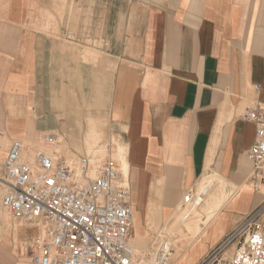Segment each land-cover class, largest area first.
I'll list each match as a JSON object with an SVG mask.
<instances>
[{
  "label": "crops",
  "instance_id": "crops-1",
  "mask_svg": "<svg viewBox=\"0 0 264 264\" xmlns=\"http://www.w3.org/2000/svg\"><path fill=\"white\" fill-rule=\"evenodd\" d=\"M254 107L264 0H0L1 141L51 132L72 157L114 137L133 239L147 248L164 231L185 250L178 264H197L264 203L245 157ZM35 233L12 229L0 264H31L15 239Z\"/></svg>",
  "mask_w": 264,
  "mask_h": 264
},
{
  "label": "built area",
  "instance_id": "built-area-1",
  "mask_svg": "<svg viewBox=\"0 0 264 264\" xmlns=\"http://www.w3.org/2000/svg\"><path fill=\"white\" fill-rule=\"evenodd\" d=\"M242 118L255 132L245 153L251 165L248 181L262 194L264 107H254ZM55 137L44 133L43 145L54 147ZM22 154V141L12 140L1 163L6 186L1 208L19 227L36 232L20 245L19 257L31 264H172L170 248L159 237L150 240L147 253L134 252L128 177L112 160L84 155L67 161L55 151H38L25 163ZM263 214L264 203L197 264H264ZM232 247L231 256L226 255Z\"/></svg>",
  "mask_w": 264,
  "mask_h": 264
},
{
  "label": "bare ground",
  "instance_id": "bare-ground-1",
  "mask_svg": "<svg viewBox=\"0 0 264 264\" xmlns=\"http://www.w3.org/2000/svg\"><path fill=\"white\" fill-rule=\"evenodd\" d=\"M40 143L42 144V141H40ZM47 147L48 146H44L43 148L39 149V148H37L35 146L34 147L30 146V144H27V146H23L22 161H24L25 163L32 162L33 159H34V156L36 155V153L38 151H43V152H45V154L50 155L51 151H55V149H58V148L60 149L61 146L59 144V145H57V147L55 149H54V147H52V148H47ZM96 147H98V146H96ZM96 147L90 148L88 150V154L90 155L92 160L99 161V160H101L103 158L104 152H102L101 148L98 149ZM125 150L126 149H125L124 145H122L121 143H117V145L114 148V160L118 163V166L120 167V170H121L122 174L125 177H127L126 175H127V171H128V166H127V162H126V159H125ZM60 152H62V151H60V150L57 151V153H59V155L63 159H65L67 161H72V160L74 161L75 160V156L74 155H73V157H67V156H64L63 154H61ZM5 189H6V186H5L4 182L2 181V179L0 178V200H1V196L4 193ZM262 192H264V189L262 190ZM1 209L2 208H1V205H0V210ZM1 211H0V219H2V217H6V215H2ZM132 223H133V221H132ZM161 240H162V242H165L167 244V246L170 248L169 249L170 252H171L170 253V262L172 264L179 263L180 260H181V257H177V254H176L177 250L178 249L180 250L177 241L176 240H169L168 238H165V237H162ZM144 245H145L144 239L135 238L134 241H132V248H133L134 252H138L140 254L147 253L149 251V247L144 248L145 251L143 253H141L139 251ZM233 250H234V247H232L231 252ZM228 254H231V253L230 252L226 253V255H228ZM175 257H177V258H175ZM146 264H152V261L151 260H147Z\"/></svg>",
  "mask_w": 264,
  "mask_h": 264
},
{
  "label": "rangeland",
  "instance_id": "rangeland-1",
  "mask_svg": "<svg viewBox=\"0 0 264 264\" xmlns=\"http://www.w3.org/2000/svg\"><path fill=\"white\" fill-rule=\"evenodd\" d=\"M50 20L52 21L53 20V18L50 16ZM105 45V44H104ZM49 133H51V132H49ZM54 134V133H53ZM56 135V134H55ZM60 137L59 136H57L56 135V137H55V139H56V142H57V144L55 143V146H54V149L57 147V145H59L60 143L62 144V139L60 140L59 139ZM41 139V140H40ZM42 141V135H39L38 137H37V139L35 140V141H33V142H26V143H23V146H27V144H30V146H35V147H37V148H43L44 147V145H42L41 143H40V141ZM59 140V141H58ZM117 143H120L119 141H117L114 137H113V139H111V140H107L105 137H104V135H103V137H100L99 139H96V141H94L93 142V145H96V146H98V147H96V148H101V150H102V152H104V155H103V158H106V159H109V160H112L113 161V163H114V165L116 166V167H118L119 169H120V167L118 166V163L114 160V148H115V146L117 145ZM9 144H10V142H7L6 143V145H4V142L3 141H1V139H0V178L2 179V181H3V174H2V170H1V163H2V160H3V158H4V156H5V153H6V151H7V149H8V147H9ZM43 146V147H42ZM61 146V145H60ZM58 150H60V151H62V147H60V149L58 148V149H55V152H57ZM61 153V152H60ZM63 153H65V152H63ZM80 155L79 156H76L75 155V158L77 157H80V156H84V155H87V153H86V151L85 150H80ZM62 154V153H61ZM72 156V155H71ZM88 156H90L89 154H88ZM73 157V156H72ZM102 158V159H103ZM101 159V160H102ZM194 189H195V187L194 188H192V190H190V192L192 193V192H194ZM262 190H263V188H262ZM2 210V211H1ZM0 211H1V213H2V215H6V217H2V219H0V241H3V240H6L7 239V237L9 238L10 237V235H11V233H12V229H18V228H20L19 227V223L18 222H16L15 220H13L11 217H9L6 213H5V211L3 210V209H1ZM164 229V228H163ZM163 236L164 237H166V238H168L169 240H173V238H171L170 236H168L164 231H163ZM162 235L160 234L158 237L161 239L162 237H161ZM15 243H16V245H21L22 243H24V242H22V241H19L18 239H15ZM175 247V246H174ZM141 253H143L144 251H145V249L144 248H141L140 250H139ZM185 251V250H184ZM184 251H182V249H178L177 250V257H180L181 255H182V252H184ZM230 253L232 254L233 253V251L231 252L230 251ZM231 254H228V256H231ZM177 257H175V258H177ZM194 261H192L190 264H192ZM178 264V263H177Z\"/></svg>",
  "mask_w": 264,
  "mask_h": 264
}]
</instances>
